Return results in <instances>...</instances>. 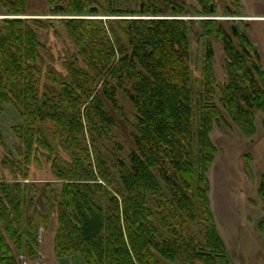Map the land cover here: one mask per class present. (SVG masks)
Listing matches in <instances>:
<instances>
[{"label": "trees", "instance_id": "trees-1", "mask_svg": "<svg viewBox=\"0 0 264 264\" xmlns=\"http://www.w3.org/2000/svg\"><path fill=\"white\" fill-rule=\"evenodd\" d=\"M170 1L145 0L142 15L149 19H128L136 16L117 10L116 0H70L66 16L98 8L101 17L123 19L58 21L75 48L62 82L48 69L53 56L40 37L54 22L27 18L28 0L4 3L14 17L0 21V113L15 108L20 124L12 130L14 152L0 131L2 166L13 176L0 180V264L39 261L41 232L54 218L59 261L229 264L210 199L209 171L218 156L212 134L222 121L229 125L227 116L245 137L256 135L257 116L264 114V69L247 37L236 36V47L222 28L200 21L208 43L197 99L189 65L196 21L178 19L184 14L178 10L174 18L163 16ZM213 1L199 3L213 14ZM214 39L226 54L227 83L220 89ZM122 91L137 122L128 155L117 144L106 157L101 148L116 127L108 106L118 108ZM49 131L68 160L56 152ZM42 158L60 189L30 182V167H42ZM258 197L264 214V174ZM258 229L264 233V217Z\"/></svg>", "mask_w": 264, "mask_h": 264}, {"label": "rangeland", "instance_id": "rangeland-1", "mask_svg": "<svg viewBox=\"0 0 264 264\" xmlns=\"http://www.w3.org/2000/svg\"><path fill=\"white\" fill-rule=\"evenodd\" d=\"M0 0V21L14 16L8 15L4 7L5 2ZM66 9L70 0H59ZM145 0H116L115 7L121 12L132 14L128 19H149L142 15L147 6ZM46 0H28L27 18L42 20L45 23L53 21L48 30L40 33L42 42L51 51L52 59L48 58L49 71L55 75L58 82L67 79V71L64 67L70 62L75 53L73 43L69 40L62 25L58 22L64 19H86L116 21L118 17H101L99 11L92 13L88 10L86 16L70 17L62 11L50 10ZM213 14L205 10L199 0H171L163 7L167 18H174L177 10L182 11L186 21H196L190 34L191 57L189 65L193 74L192 91L197 97L202 94L203 71L206 62L207 38L203 37L200 21L209 22L211 27H219L233 39L236 47L239 41L233 35L232 27H236L238 35H244L252 43L258 52L264 69V0H214L211 4ZM9 11V10H8ZM216 23V24H215ZM113 26V25H111ZM208 27V26H207ZM212 28V29H213ZM207 29V28H206ZM206 33V31H204ZM214 54L212 67L216 86L219 89L227 83L226 54L223 43L219 39L211 41ZM45 84L51 82L45 80ZM57 87V86H56ZM220 94L216 95L217 102ZM118 108L108 106L109 113L116 121V127L111 129L109 140L101 148L103 155L107 157L108 151H116L119 144L126 157L129 153V142L133 126L136 125V113L129 101L128 95L123 91L117 95ZM216 127L212 134V140L218 150V156L209 171L211 185L210 199L214 217L219 232L226 244L229 264H264V233L258 229L260 220L264 217L262 205L258 197L260 179L264 174V114H259L256 120L257 133L251 138L245 137L228 120ZM227 123V122H226ZM20 124V117L15 108L6 107L0 113V131L5 136L10 149L14 152L17 140L13 134V128ZM53 131V130H51ZM49 131L47 137L56 152L68 160L63 152L59 140L54 133ZM5 153L0 146V180L12 181L13 176L9 168L2 166ZM42 167L32 164L30 167V182L43 187L52 184L60 189L61 185L53 180L50 165L42 158ZM60 169L63 167L60 165ZM37 206L43 209L44 200L37 202ZM57 231L56 218L48 231H42L40 237V259L35 263H28L24 259H18L21 264H81L79 261H59L55 255V237ZM198 232V229L196 230ZM200 237V236H199Z\"/></svg>", "mask_w": 264, "mask_h": 264}, {"label": "water", "instance_id": "water-1", "mask_svg": "<svg viewBox=\"0 0 264 264\" xmlns=\"http://www.w3.org/2000/svg\"><path fill=\"white\" fill-rule=\"evenodd\" d=\"M63 9H64L63 6H56V7H51V8H50V10H52V11H63ZM91 12H92V13H97V12H98V8H92V9H91ZM232 31H233V34H234L235 36L238 35V30H237V28H236L235 26L232 27Z\"/></svg>", "mask_w": 264, "mask_h": 264}]
</instances>
